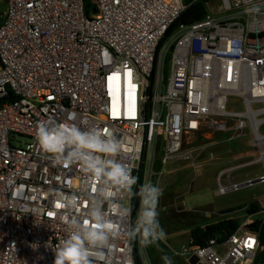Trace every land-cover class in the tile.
Masks as SVG:
<instances>
[{
    "label": "built area",
    "instance_id": "built-area-1",
    "mask_svg": "<svg viewBox=\"0 0 264 264\" xmlns=\"http://www.w3.org/2000/svg\"><path fill=\"white\" fill-rule=\"evenodd\" d=\"M94 3L88 16L83 0H0V264H53L67 219H85L100 186L79 162L56 164L42 152L36 126L49 117L118 138L114 158L137 177L133 194L115 193L128 217L104 206L120 227L110 249L93 250L94 259L104 252L96 264H151L141 242L125 238L134 193L171 160L200 173L184 143L191 134L248 136L255 151L217 173L215 195L264 184V0L207 1L202 19L169 34L183 0ZM253 166L262 173L233 179ZM73 194L79 205L69 209ZM256 219L264 221V198L230 234L167 246L186 264H264L249 227Z\"/></svg>",
    "mask_w": 264,
    "mask_h": 264
},
{
    "label": "clouds",
    "instance_id": "clouds-1",
    "mask_svg": "<svg viewBox=\"0 0 264 264\" xmlns=\"http://www.w3.org/2000/svg\"><path fill=\"white\" fill-rule=\"evenodd\" d=\"M257 11L258 8L249 9V12ZM36 141L54 163L67 165L79 162L82 170L99 182L97 192L90 194L86 218H68L67 235L53 251V264H96L98 259L104 258V252L98 251L94 259L93 250L110 249L111 240L120 227L116 220L110 218L104 206L107 204L111 213L121 220L125 219L129 215V207L115 199V193L121 191L131 195L137 185V177L132 170L114 158L121 151V142L99 128H81L52 117L37 123ZM134 194L139 200V208L125 238L129 241L139 240L144 248L158 246L166 237L157 210L163 188L149 180L140 184ZM64 203L67 208L75 209L79 205V197L70 195ZM33 245L35 249L37 245ZM161 260L163 264H172L167 255L161 256Z\"/></svg>",
    "mask_w": 264,
    "mask_h": 264
},
{
    "label": "rangeland",
    "instance_id": "rangeland-1",
    "mask_svg": "<svg viewBox=\"0 0 264 264\" xmlns=\"http://www.w3.org/2000/svg\"><path fill=\"white\" fill-rule=\"evenodd\" d=\"M234 100L232 108L241 110L238 100ZM184 143L195 149L193 159L196 164L201 165L200 173L195 176L189 162L175 159L164 166L163 176L158 180L157 177L153 178L152 182L163 188L157 210L158 220L166 237L158 246L144 248L151 264H163V255L169 256L172 264H186L175 257L168 246L177 250L181 245L187 244L193 228L223 218L243 219L247 217L251 204L259 205L264 198V184L260 183L222 196L214 193L215 176L221 169L255 157L248 136L231 138L227 134L206 130L189 135ZM261 173L260 166H253L239 171L233 179L240 181Z\"/></svg>",
    "mask_w": 264,
    "mask_h": 264
},
{
    "label": "trees",
    "instance_id": "trees-1",
    "mask_svg": "<svg viewBox=\"0 0 264 264\" xmlns=\"http://www.w3.org/2000/svg\"><path fill=\"white\" fill-rule=\"evenodd\" d=\"M208 0H183V3L187 6L186 9L180 14L177 20L170 27L168 34L174 31L179 25H188L195 21H198L206 14L205 4ZM83 9L86 15L96 12L94 0H83ZM134 214L137 211V201L134 202ZM259 205L257 203L251 204V208L248 213L258 210ZM239 224V220L236 218H223L216 222L207 223L202 227L193 228L190 231V237L188 243L191 246L203 245L205 242L215 234H230ZM250 230L258 233V240L261 247V251L258 255V260L264 262V221L256 219L250 224Z\"/></svg>",
    "mask_w": 264,
    "mask_h": 264
},
{
    "label": "water",
    "instance_id": "water-1",
    "mask_svg": "<svg viewBox=\"0 0 264 264\" xmlns=\"http://www.w3.org/2000/svg\"><path fill=\"white\" fill-rule=\"evenodd\" d=\"M255 183H256V181H255ZM191 262L193 263V262H194V260H193V259H191Z\"/></svg>",
    "mask_w": 264,
    "mask_h": 264
}]
</instances>
